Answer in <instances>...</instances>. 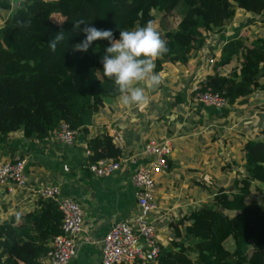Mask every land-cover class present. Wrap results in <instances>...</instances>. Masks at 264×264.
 I'll use <instances>...</instances> for the list:
<instances>
[{
  "label": "trees",
  "instance_id": "trees-1",
  "mask_svg": "<svg viewBox=\"0 0 264 264\" xmlns=\"http://www.w3.org/2000/svg\"><path fill=\"white\" fill-rule=\"evenodd\" d=\"M178 10L181 18L165 32L168 52L156 60V72L165 70V61L187 64L238 20L260 22L257 34L233 35L222 46L199 90L212 88L230 103L264 91V0H0V134L23 129L43 139L63 121L80 133L87 129L86 111H99L105 98L120 95L100 62L109 41L73 51L85 38L72 31L74 20L110 29L119 39L120 31L149 20L164 22ZM61 28L65 40L53 53L48 42ZM225 65L229 70L220 72ZM242 146L241 161L223 166L231 172L228 187H215L211 201L170 222L171 238L161 245L156 264H264V126ZM89 149L90 163L123 154L108 129L91 138ZM39 201V209L19 223L17 214L0 219V264H42L40 258L62 232L57 202Z\"/></svg>",
  "mask_w": 264,
  "mask_h": 264
},
{
  "label": "crops",
  "instance_id": "crops-1",
  "mask_svg": "<svg viewBox=\"0 0 264 264\" xmlns=\"http://www.w3.org/2000/svg\"><path fill=\"white\" fill-rule=\"evenodd\" d=\"M226 30L218 35L223 38L221 49L232 35ZM207 48L197 56L193 54L187 64L165 61V70L159 73L161 85L146 89L147 104L124 106L119 96L107 97L99 111H86L87 129L80 131L74 144L28 136L23 129L0 134V160H27L25 187L10 182L0 186V219L17 214V222L23 221L24 214L40 207L34 188L43 183L57 184L63 195L81 204L85 213L78 252L66 264H103L104 235L123 220L135 225L139 212L130 169L97 175L88 167L91 138L118 127L125 137L123 154L139 153L140 164L151 158L145 152L149 140L169 138L172 142L169 167L156 176L157 207L150 215L161 244H168L170 222L211 201L215 187H228L231 172L223 166L234 159L241 161L245 139L257 136L264 126V91L260 89L251 93L247 102H231L224 107L195 100V85L214 68L204 55ZM9 185L12 191H8Z\"/></svg>",
  "mask_w": 264,
  "mask_h": 264
},
{
  "label": "built area",
  "instance_id": "built-area-1",
  "mask_svg": "<svg viewBox=\"0 0 264 264\" xmlns=\"http://www.w3.org/2000/svg\"><path fill=\"white\" fill-rule=\"evenodd\" d=\"M220 52L219 47L218 54L208 59L210 65H214L219 60ZM205 79H200L199 83ZM199 83L197 82L194 87L197 92L196 101L222 107L230 104L227 98L212 88L200 91ZM109 131L114 142L125 151L126 143L122 130L112 127ZM78 135L77 128L63 121L45 139H54L70 145L76 142ZM172 151L173 146L169 138L151 139L145 147L146 154L151 157L146 164H140L139 153L122 154L117 160L102 158L97 162L89 163V169L97 175H111L122 169H130L132 181L137 188L139 212L135 218L136 224L132 225L130 220L120 221L104 235L103 264L133 263L137 260L157 263L162 244L158 237V229L151 221L150 215L157 207L154 197L156 176L164 169H168ZM88 153L90 154L91 150L88 149ZM26 164L27 160L22 157L16 160H0V186L8 185L10 182L16 187H25ZM8 191H12V185L8 186ZM34 192L42 198L54 199L63 214L62 232L53 238L49 250L40 260L42 264H66L78 252L79 240L83 232L84 210L76 199L63 195L57 184H40L34 188Z\"/></svg>",
  "mask_w": 264,
  "mask_h": 264
},
{
  "label": "clouds",
  "instance_id": "clouds-1",
  "mask_svg": "<svg viewBox=\"0 0 264 264\" xmlns=\"http://www.w3.org/2000/svg\"><path fill=\"white\" fill-rule=\"evenodd\" d=\"M21 23L29 26L31 21ZM72 31L78 34L82 32L85 36L74 45L73 51L87 52L94 41H109L110 46L106 47L100 62L104 76L114 81L120 94L119 100L124 106L140 107L149 102L146 89L154 90L162 83L161 75L155 71V62L168 52L167 41L155 27L154 21L149 20L145 26L120 31L119 39L114 37L112 30L98 29L83 19L73 21ZM64 33L61 28L48 42L53 53L65 40Z\"/></svg>",
  "mask_w": 264,
  "mask_h": 264
},
{
  "label": "rangeland",
  "instance_id": "rangeland-1",
  "mask_svg": "<svg viewBox=\"0 0 264 264\" xmlns=\"http://www.w3.org/2000/svg\"><path fill=\"white\" fill-rule=\"evenodd\" d=\"M20 1L21 0H18V1L16 0V2H20ZM180 18H181V16H180L179 10L175 11L170 16H168L164 20V22H160L158 20H155L154 21L155 27L159 30L162 37L164 39H166V37H165L166 30L176 28ZM261 28H262V26L260 25V22L251 23V21H248L245 23L241 20H238L234 24L229 25L227 27L226 31L231 32L232 35L240 36V35H244L246 31H247V34L248 33L249 34L250 33L257 34L258 32L261 31ZM243 29L245 30L244 32H242ZM229 35L230 34H228V37H229ZM222 39L223 38L221 36H219L217 38V40L214 41V43H211V45L208 46V48L206 49L205 54H204L205 57H208L210 59V58L214 57L216 54H218L220 44L222 43ZM227 68L229 69L230 65L220 66L219 70H220V72L224 73L227 71Z\"/></svg>",
  "mask_w": 264,
  "mask_h": 264
}]
</instances>
